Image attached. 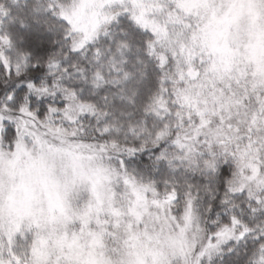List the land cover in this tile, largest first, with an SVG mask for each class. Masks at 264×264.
Returning a JSON list of instances; mask_svg holds the SVG:
<instances>
[{
  "label": "snow or ice",
  "instance_id": "obj_1",
  "mask_svg": "<svg viewBox=\"0 0 264 264\" xmlns=\"http://www.w3.org/2000/svg\"><path fill=\"white\" fill-rule=\"evenodd\" d=\"M0 264H264V0H0Z\"/></svg>",
  "mask_w": 264,
  "mask_h": 264
}]
</instances>
